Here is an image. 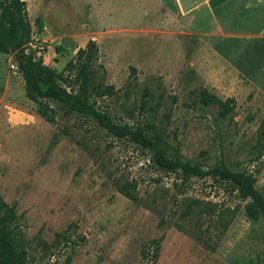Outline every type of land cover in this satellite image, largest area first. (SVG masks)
Here are the masks:
<instances>
[{
    "label": "rangeland",
    "instance_id": "rangeland-1",
    "mask_svg": "<svg viewBox=\"0 0 264 264\" xmlns=\"http://www.w3.org/2000/svg\"><path fill=\"white\" fill-rule=\"evenodd\" d=\"M26 1L32 48L59 72L97 35L92 31L119 28L106 36L111 42L96 39L103 81L119 90L93 97L99 109L158 133L169 152L206 169L225 161L253 173L264 194V99L206 84L178 56L176 35L138 30L153 20L152 6ZM183 40L193 47L191 35ZM14 52L0 51V216L9 214L5 224L28 264H264L263 220L248 218L231 182L161 170L151 150L58 102L57 123H49L26 96ZM202 87L236 98L233 119L217 120V105L204 107Z\"/></svg>",
    "mask_w": 264,
    "mask_h": 264
},
{
    "label": "trees",
    "instance_id": "trees-1",
    "mask_svg": "<svg viewBox=\"0 0 264 264\" xmlns=\"http://www.w3.org/2000/svg\"><path fill=\"white\" fill-rule=\"evenodd\" d=\"M0 10V51L9 53L15 49L14 57L25 81L26 96L37 104L39 114L49 123H57L58 112L52 102H58L73 112L92 117L112 136L128 138L142 148L151 150L152 159L161 170L180 173L184 179L211 176L214 179L229 181L238 191L240 199L247 201L245 213L248 218L254 221L262 219L264 224V194L256 187L257 178L253 173L234 170L225 161L206 169L199 163H192L179 154L169 152L161 145V136L158 133L150 134L142 126L133 127L120 123L109 112L98 108L93 97L114 95L119 90L113 84H105L103 81L107 70L99 61V44L96 40L90 39L86 46L80 47L75 56L67 62L64 71L59 72L47 65L41 55L38 57V52L31 46L32 23L27 1L0 0ZM29 47L31 50L27 52ZM133 71L136 72V69L133 68ZM150 92L149 87L145 88V95ZM199 101L207 108L217 105V120L233 119L236 102L234 96L223 100L202 87ZM259 134L264 143V119ZM123 192L133 197L127 188H124ZM9 217V214L0 216V264H28L25 250L18 249L17 239L5 224ZM152 247V256L155 257L159 243L156 242Z\"/></svg>",
    "mask_w": 264,
    "mask_h": 264
},
{
    "label": "crops",
    "instance_id": "crops-1",
    "mask_svg": "<svg viewBox=\"0 0 264 264\" xmlns=\"http://www.w3.org/2000/svg\"><path fill=\"white\" fill-rule=\"evenodd\" d=\"M138 1L146 5L136 6H152L153 11V20L138 30L176 35L178 56L188 57L206 84L224 87L238 98L264 99V0ZM102 26L91 39L102 36L111 42L106 36L119 28ZM186 35L193 37L191 49L184 45Z\"/></svg>",
    "mask_w": 264,
    "mask_h": 264
},
{
    "label": "built area",
    "instance_id": "built-area-1",
    "mask_svg": "<svg viewBox=\"0 0 264 264\" xmlns=\"http://www.w3.org/2000/svg\"><path fill=\"white\" fill-rule=\"evenodd\" d=\"M31 46L33 47V44H31ZM31 50V48H27V52H29ZM41 55V52L38 53V57Z\"/></svg>",
    "mask_w": 264,
    "mask_h": 264
},
{
    "label": "water",
    "instance_id": "water-1",
    "mask_svg": "<svg viewBox=\"0 0 264 264\" xmlns=\"http://www.w3.org/2000/svg\"><path fill=\"white\" fill-rule=\"evenodd\" d=\"M12 51H13V49H12Z\"/></svg>",
    "mask_w": 264,
    "mask_h": 264
}]
</instances>
